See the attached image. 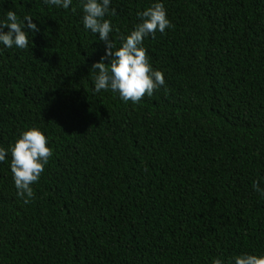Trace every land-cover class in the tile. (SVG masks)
Here are the masks:
<instances>
[{"label": "trees", "instance_id": "16d2710c", "mask_svg": "<svg viewBox=\"0 0 264 264\" xmlns=\"http://www.w3.org/2000/svg\"><path fill=\"white\" fill-rule=\"evenodd\" d=\"M152 2L110 0L114 45ZM162 3L171 27L142 44L164 84L133 103L94 90L104 43L80 0H0V19L37 25L28 47L0 44V147L35 125L52 149L27 203L0 162V264L264 253V0Z\"/></svg>", "mask_w": 264, "mask_h": 264}, {"label": "clouds", "instance_id": "9594fccd", "mask_svg": "<svg viewBox=\"0 0 264 264\" xmlns=\"http://www.w3.org/2000/svg\"><path fill=\"white\" fill-rule=\"evenodd\" d=\"M81 21L85 29L98 34L104 43V52L98 61L92 63L94 69V90H111L121 100L138 102L144 95H151L153 90L164 84L161 71L153 68L147 59L143 47V38L156 31L163 33L171 27L170 20L162 0H153L150 6L138 12L139 21L126 34H120L119 45H114L109 33L113 31L109 19L110 0H80ZM51 6L68 8L72 0H44ZM114 13V9L111 10ZM26 30L32 33L37 25L30 15L18 17L15 11L8 9L6 16L0 19V44L5 48L15 46L24 49L29 46ZM107 57V63L104 62ZM8 155L9 169L12 175L17 196L28 198L33 196L32 184L38 181L44 166L52 156V149L47 138L37 126L23 128L7 147H0V162ZM264 194V190L257 188ZM212 264H223L213 258ZM231 264H264V253H240L231 257Z\"/></svg>", "mask_w": 264, "mask_h": 264}]
</instances>
